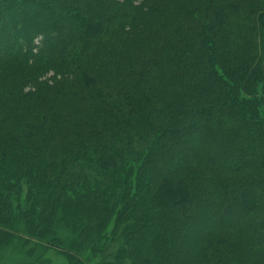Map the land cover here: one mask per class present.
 Returning <instances> with one entry per match:
<instances>
[{
    "label": "trees",
    "instance_id": "1",
    "mask_svg": "<svg viewBox=\"0 0 264 264\" xmlns=\"http://www.w3.org/2000/svg\"><path fill=\"white\" fill-rule=\"evenodd\" d=\"M23 194L104 264H264V0H0V226Z\"/></svg>",
    "mask_w": 264,
    "mask_h": 264
},
{
    "label": "rangeland",
    "instance_id": "2",
    "mask_svg": "<svg viewBox=\"0 0 264 264\" xmlns=\"http://www.w3.org/2000/svg\"><path fill=\"white\" fill-rule=\"evenodd\" d=\"M60 8V5L51 3L49 8L40 13L50 14L52 11H56ZM24 191V188L23 190ZM26 194V193H25ZM25 194L21 197L19 206L14 203L12 205L13 213L16 218H13L9 223L0 226V264H82L92 261L104 264L103 259L98 257L99 252L104 250L103 240L100 237H95L98 241L101 239V244L91 240L84 236H73L67 227H63L59 222V216H56L58 220L57 226H51V228H44L43 222L39 221L38 216L34 218L35 222H38L36 226H31L21 216V211L28 207L25 199ZM43 207L41 202L36 201L34 203V213L42 212ZM49 207L47 206V212ZM27 211V209L25 210ZM119 208L112 210L111 214L114 216L118 214ZM57 214V213H56ZM20 215V216H19ZM45 215V213L43 214ZM114 217L108 222L107 233L112 235L114 228ZM56 220V222H57ZM38 227L44 229L43 235H37L33 229ZM121 230V229H120ZM82 231V230H80ZM125 230L122 231V238L125 234ZM53 236V237H50ZM74 242L75 250L72 249V258L67 257L68 245ZM108 244L109 241H106ZM119 246V244H118ZM110 251V250H109ZM97 256L98 261L94 260L92 256ZM112 256V255H111ZM110 258V257H109ZM103 261V262H102Z\"/></svg>",
    "mask_w": 264,
    "mask_h": 264
}]
</instances>
